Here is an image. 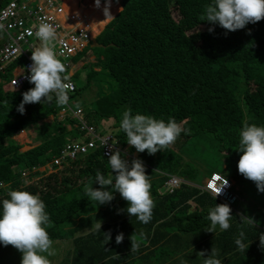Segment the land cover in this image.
I'll list each match as a JSON object with an SVG mask.
<instances>
[{
  "label": "trees",
  "instance_id": "1",
  "mask_svg": "<svg viewBox=\"0 0 264 264\" xmlns=\"http://www.w3.org/2000/svg\"><path fill=\"white\" fill-rule=\"evenodd\" d=\"M93 1L86 0L87 4ZM120 2L122 10L99 40L106 46L95 47L103 56V69L111 75L112 84L109 95L97 101L104 110L91 112L101 118L113 117V125L120 129V141L112 144L116 143L126 159L128 143L120 127L126 108H131L133 114L151 115L165 122L174 118L188 130L179 135L176 144L194 136L212 137L220 152L232 158L236 184L253 183L238 172L241 153L237 149L244 120L264 126V19L227 31L218 23L201 21L204 6L212 0ZM23 61L20 55L9 59L0 55V211L9 190L39 195L50 217L45 226L55 250V255L48 257L50 264H202L203 257L197 253L210 252L216 245L222 264H264V248L259 240L260 233H264V219L254 218V227L242 225L240 216L247 215L235 205L230 207L233 216L228 230L217 228V234L205 230L210 225L209 209L222 202L203 189L206 177L184 167L185 161L177 152L181 143L154 155L129 148L130 153L157 169L156 173L146 172L150 181L158 179L150 183L154 208L149 223L143 224L126 212L128 202L118 191L110 203L89 201L85 185L100 187L94 181L97 171L110 175L105 146L95 143L86 154L75 160L67 157L61 166L55 165V159L67 151L68 145L88 143L62 141L58 133L69 125V129L79 130L75 128L76 120H59L63 107L56 104L54 94L51 102L25 104L24 113L18 111L16 106L27 88L15 91L13 81ZM100 65L98 62L96 67ZM73 85L74 91L68 93L71 96L78 91ZM114 107H120L118 114L113 113ZM29 127L37 129L40 142L23 150L24 145L14 137ZM19 170H29L32 179L23 183ZM170 175L196 185L182 182L169 193ZM122 203L125 211L119 212ZM99 220L101 232L93 233L91 226ZM241 226L244 242L249 244L245 252L237 251L234 243ZM108 232L111 239L106 241L104 233ZM119 233L124 234V240L117 244ZM132 234L140 243L139 251L134 253L130 252ZM6 255L13 259L20 252L0 243V264H11L4 259Z\"/></svg>",
  "mask_w": 264,
  "mask_h": 264
},
{
  "label": "clouds",
  "instance_id": "2",
  "mask_svg": "<svg viewBox=\"0 0 264 264\" xmlns=\"http://www.w3.org/2000/svg\"><path fill=\"white\" fill-rule=\"evenodd\" d=\"M111 2L112 0H105L104 3L103 13L106 19L113 17L110 12ZM94 6L100 8L101 0H94ZM262 19H264V0H212V3L204 6V14L201 17V21H208L212 24L218 23L227 31L243 29L247 24H254ZM3 27L0 24V29ZM35 28V36L39 40V46L32 49V64L28 66L30 75L27 77L29 83L33 84L34 87L22 94L23 99L18 106V111L23 114L25 104L42 103V101L51 102L54 94L56 104L63 107L60 111V117L63 118L60 119L59 117V120L66 119L67 121L72 118L70 112L63 113V115L61 112L69 104L68 93L73 90V85L70 82L72 74L66 71L65 64L57 58L54 51L58 37L53 24L41 19ZM211 31L213 29L209 28V32ZM76 107L79 109L78 104ZM71 108L74 111L77 110L72 106ZM85 118L87 119V116ZM242 123L243 127L239 133L240 142L237 149L241 153L237 164L238 172L246 179L253 181L259 192H264V126H257L255 123H249L248 120H244ZM120 127L126 134V141L130 146L141 153L147 150L149 155L164 151L176 142L182 132L187 133L188 131L174 118H169L165 122L163 119H156L151 115L133 114L131 108H126L123 111ZM117 129V134H119L120 129L118 127ZM23 131L26 129L21 132ZM118 141L120 140L117 139ZM115 144H113V151L108 157L111 174L106 177L97 171L94 181L98 182L100 187L93 188V183L85 185V197L89 201L103 205L110 203L114 199L113 193L118 191L121 197L128 202L126 212L131 217L135 216L139 222L147 224L152 219L154 208L150 191V175L146 173L141 159L134 158L129 163L123 158L120 149L116 148ZM214 173L216 172H213L209 177ZM217 179L219 186L216 184L209 185L214 199L228 186V180L234 182V180L223 175ZM182 182H185V179L182 178ZM7 196L8 198L2 200V211H0V243L16 248L22 254L21 264H50L48 257L55 255V250L52 248L53 241L45 227L49 223L50 217L45 211L44 201L38 194H32L22 189L9 190ZM239 200L240 196L236 202ZM221 202L209 209L207 219L210 221V225L205 229L208 232L217 234V228L223 232L231 226L230 219L233 215L230 207L233 208L236 203L231 206ZM118 211L123 212L125 210L120 209ZM240 221L242 225L246 224L252 227L256 224L255 219L251 216L241 215ZM101 225L102 221L100 220L92 225L93 233L101 232ZM104 238L106 241L110 240V232L104 233ZM245 238V230L241 226L238 236L234 240L237 251L245 252L249 247V244L244 242ZM129 239L131 241L130 252L139 251L140 243L136 236L132 234ZM123 240V233L116 235L117 244L122 243ZM259 240L261 248H264V233H260ZM197 255L203 257L202 264H222L215 247H212L207 255L205 251H200Z\"/></svg>",
  "mask_w": 264,
  "mask_h": 264
},
{
  "label": "rangeland",
  "instance_id": "3",
  "mask_svg": "<svg viewBox=\"0 0 264 264\" xmlns=\"http://www.w3.org/2000/svg\"><path fill=\"white\" fill-rule=\"evenodd\" d=\"M170 1L173 3L175 0ZM113 2L119 3L117 4L118 7L110 9L115 16L122 10V5L120 0H113ZM77 7L78 9L67 11L65 0H0V24L4 26L0 29V52L20 51V56L24 58L23 64L18 70L15 91H21L25 88L28 90L34 87L33 84L29 83L27 77L30 75L28 66L32 64V49L39 46V40L35 36V26L41 19L53 24L58 37L54 51L57 58L65 64L66 71L72 74L70 82L78 88L74 96L68 94L69 104L74 109H77L76 105L78 104V108L85 111V116H88L89 121L95 126L104 129L107 133L117 134L118 129L113 125V117L101 118L91 113L104 110V107L97 105V101L109 95V88L112 84L111 75L103 69V56L95 48L99 47L96 46L98 43L103 44L99 40L110 20L105 25L103 24L102 28L98 26V30L93 32V24L89 20H84L81 25L78 24L79 21L86 18L83 16L84 13L78 12V10H85V7L89 9L90 4H87L86 0H79ZM98 62L101 63L100 67H96ZM119 111L120 107L113 108L114 114H118ZM16 116L20 117L21 114L16 113ZM62 118L61 116L60 119ZM50 120L51 118L45 121ZM58 135L66 143L73 140H83V136L75 129H64ZM193 138L171 145L173 148H177L181 143L180 150L177 152L185 161L184 167H187L191 173L197 174L199 172L203 179L216 172L234 180L232 158L220 152L212 137L194 136ZM15 139L24 145L23 150L36 146L40 142L35 127L27 128L26 131L16 135ZM129 148L130 145L126 144L124 156L130 163L132 159L137 158V154L130 153ZM143 164L146 172L156 173L155 166L145 162ZM19 172L23 183H28L32 179L29 170H19ZM157 180H151L150 183H157ZM185 182L196 185L190 180ZM232 188L236 189L240 196V200L236 203L239 212L263 220L264 192H259L254 182L236 184L234 180ZM205 192L210 193L206 190ZM210 194L213 196L212 193ZM124 207L125 205L122 203L118 208L120 210ZM21 256L20 253L16 258L10 259V256L6 255L4 259L10 260L11 264H21Z\"/></svg>",
  "mask_w": 264,
  "mask_h": 264
},
{
  "label": "built area",
  "instance_id": "4",
  "mask_svg": "<svg viewBox=\"0 0 264 264\" xmlns=\"http://www.w3.org/2000/svg\"><path fill=\"white\" fill-rule=\"evenodd\" d=\"M0 55L4 57L5 59H9L14 55H20V51L10 50L7 53L0 52ZM17 79L18 76L13 81V87L15 89L17 85ZM73 85V83H71ZM75 89L73 85V92ZM70 112V115L72 118L77 120L76 129L79 130L80 134H83V140L82 141H71V142H87L88 145H68L67 151L62 152V155L60 158H56L54 163L55 165L61 166L62 163H65L67 161V157L71 160H75L80 154H86L88 151V147H94L95 143H101V145L105 146V154L106 156H109L111 153V150L113 148V142H117V135H114L113 133H107L104 131V129L99 128L95 126L94 124H91L84 115L83 109L79 108L76 111H74L71 108V105L65 106V109L63 112H61V115L63 113ZM170 179L167 182V186L170 188L169 192H172L174 189L178 188L180 186V183L182 182V178L176 175L169 176ZM218 177H222L220 174L214 173L211 177L206 178L204 181V187L203 189L206 191H209L212 193L209 189L210 184H216L219 186ZM228 186H226L222 193L217 196V198L224 203L233 206L236 201L239 199V195L237 194L236 190L232 188L233 182L228 180ZM213 194V193H212Z\"/></svg>",
  "mask_w": 264,
  "mask_h": 264
},
{
  "label": "crops",
  "instance_id": "5",
  "mask_svg": "<svg viewBox=\"0 0 264 264\" xmlns=\"http://www.w3.org/2000/svg\"><path fill=\"white\" fill-rule=\"evenodd\" d=\"M78 1L76 2V0H68V1L65 0L67 11L70 12L72 10L78 9V7H77ZM102 2H105V0H101V3ZM112 2H113V0H112ZM113 4L114 5H117L119 3L118 2H113ZM103 7H104V4L103 5L101 4L100 8H96L94 6V1L91 2L89 9H86V7H85V10H81L82 13H84L83 16H85L86 18L85 19H82L81 21H79L78 24L81 25L84 22V20H89L93 24L92 25L93 32L94 31H97L98 30L97 27L99 26L101 28V26L103 24V21L101 20V18H102V12H103ZM110 9H113V7L111 6ZM78 12H79V10H78ZM215 248L218 250V253H220V249L217 247V245L215 246ZM204 251H205V253L207 251L209 252V250H204Z\"/></svg>",
  "mask_w": 264,
  "mask_h": 264
},
{
  "label": "bare ground",
  "instance_id": "6",
  "mask_svg": "<svg viewBox=\"0 0 264 264\" xmlns=\"http://www.w3.org/2000/svg\"><path fill=\"white\" fill-rule=\"evenodd\" d=\"M105 2H102L101 4L103 5ZM111 6L113 7V8H115L114 7V5L113 4H111ZM78 16V15H77ZM106 17L104 16V13L102 12V18H101V20L103 21V24L105 25L110 19H106ZM103 24H102V26H101V28L103 27ZM22 44V43H21Z\"/></svg>",
  "mask_w": 264,
  "mask_h": 264
},
{
  "label": "water",
  "instance_id": "7",
  "mask_svg": "<svg viewBox=\"0 0 264 264\" xmlns=\"http://www.w3.org/2000/svg\"><path fill=\"white\" fill-rule=\"evenodd\" d=\"M115 16H116V15H115ZM115 16H114V14H113V17H112V19H110V21H111V20H113V18H114ZM110 21H109V22H110ZM96 46H99V47H104V45H103V44H99V43H98Z\"/></svg>",
  "mask_w": 264,
  "mask_h": 264
}]
</instances>
